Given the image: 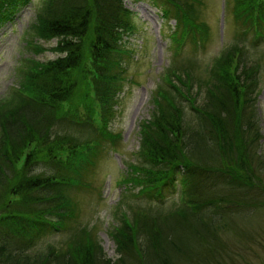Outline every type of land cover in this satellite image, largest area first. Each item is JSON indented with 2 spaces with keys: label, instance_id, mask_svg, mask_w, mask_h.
Segmentation results:
<instances>
[{
  "label": "trees",
  "instance_id": "1",
  "mask_svg": "<svg viewBox=\"0 0 264 264\" xmlns=\"http://www.w3.org/2000/svg\"><path fill=\"white\" fill-rule=\"evenodd\" d=\"M30 1L0 0V26ZM124 1L40 0L36 6L29 35L44 42L56 40L49 50L58 56L46 62L24 59L18 70V87L0 100V264H99L98 258L103 259L92 229L68 225L76 214L68 191L85 185L86 168L93 165L104 138L111 136L106 128L114 114L116 95L123 89V63L130 51H125L123 37L137 32ZM155 1L163 20L175 22L176 49L182 41L196 44L197 34L203 31L195 19L197 0ZM234 13L245 32L208 66L207 73L214 80L211 85L194 77L188 85L178 73L188 70L194 75L191 68L181 70L175 64L162 75L161 85L156 86L159 90L152 94L150 120L140 126L138 161L129 165L124 180L130 193L115 208L120 226L109 233L120 258H135L136 253L138 264H171L173 258L185 254V246L202 239L206 231L212 233L213 225L203 215L213 202L208 194L217 192L207 177H229L240 187L253 184L250 176L246 182L239 180L248 176L246 153L249 144L253 146L242 143V133L250 127L239 121L244 117L243 106L251 99L248 90L258 88L254 75L261 64L252 61L239 45L249 32L259 35L254 22L263 28L264 0H235ZM27 42L35 53L45 50ZM175 80L191 91L188 97L180 95ZM178 98L189 103L202 120L201 129L209 127L208 135L184 123ZM96 116L103 122L101 129L95 125ZM82 130L95 133L96 138L80 135ZM210 136L215 137L217 151L214 146L209 148L214 140ZM213 153L220 155L218 161L212 160ZM208 154L215 163L196 158ZM215 172L218 174L210 175ZM180 173L182 192L174 210L155 216L146 213L145 207L140 210L138 205H128L133 195L138 198H132L136 204L140 195L162 204L164 192ZM186 183L191 189L185 191ZM190 228L193 239L191 234L185 235ZM48 229L70 232L64 253L53 244L44 253L34 250L35 238Z\"/></svg>",
  "mask_w": 264,
  "mask_h": 264
},
{
  "label": "rangeland",
  "instance_id": "2",
  "mask_svg": "<svg viewBox=\"0 0 264 264\" xmlns=\"http://www.w3.org/2000/svg\"><path fill=\"white\" fill-rule=\"evenodd\" d=\"M39 3L40 0H31L26 6L19 8L9 22L0 26V100L6 99L9 94L13 93L12 89L18 87V70L24 59L46 62L58 56L49 50L55 47L56 40L44 42L29 35L28 29L33 22L35 9ZM154 3H156L155 0L124 1L125 8L132 13L137 32L123 37L125 51L128 49L132 53L123 63V67L126 68L121 74L123 89L116 95L114 114L108 120L106 128L107 134L115 136L116 139L111 141V136L104 138L105 142L101 144L93 165L87 167L84 172L85 185L68 191L69 197L76 204L75 217L69 221L68 225L71 224L74 228L83 225L92 229L101 249L100 256H103V259L98 258L101 261L99 264H138L136 253H134L135 258L128 255L119 257L116 243L109 233L113 228L120 226L115 215L119 198L130 193L129 188L117 184L118 171L126 166V178L129 165L138 161L136 153L140 145V126L144 121L150 120L154 108L151 97L159 90H156V86L161 85L160 78H163L162 75L176 64L181 67V70L191 68L194 74L192 75L188 70L186 74L184 71L178 73V77L183 82L189 85V78L194 77L203 81L208 80L207 85H211V81L214 80L207 73L208 66L215 58L217 59L221 51L228 48L229 44L235 43L245 32L240 30V23L234 13L235 0L226 2L224 0H197L195 19L199 24L204 22L208 25L210 39L201 47L194 46L193 42L187 41L184 49L179 51L176 49L177 41L173 33L174 20L162 21L160 10ZM254 24L258 32H261L262 24L256 22ZM27 40L33 41L31 44L39 45L45 50L38 53L33 52L31 45H27ZM255 41L252 35H248L239 45L244 49L247 45L248 50L246 51L250 52L251 60L256 59V63L261 64L260 69L254 75L258 79V88L248 90V96L251 99L243 106L244 117L239 121V125L247 124L250 127L248 131L242 133V143H253V146L249 144L246 153L249 159L248 176L239 180L246 182L245 179L250 176L249 181H253V184L246 183L245 187L235 186L236 183L232 182L229 177L220 178V180L212 175L218 174L217 172L210 173L212 177H207L206 180L212 188L214 187L217 194H208V198L213 202L206 207L203 216L211 221L213 228L209 231L212 233H206V231L202 234L203 240L197 238L189 248L187 247L188 249L185 246L182 250L186 251L185 254H179L180 256L173 258L171 264H264V43L261 42L263 45L261 43L258 45L256 42L255 45ZM235 64L234 57L232 69ZM250 80L251 78L246 81V85ZM195 84L194 82L193 86ZM177 86L183 98L190 95L191 91H187V88L179 82ZM203 97L204 95H201L197 100L199 106L203 103ZM177 100L183 106L184 123L208 135L209 127L201 129L204 123L189 107V103L182 99L180 101V98ZM95 125L98 129L103 126L98 116L95 118ZM79 134L85 136L89 134L92 140L96 138V134L88 130H82ZM210 138L214 140L213 143L208 142V144L212 143L209 148L214 146L213 150L217 151L215 137L210 136ZM213 155L212 160L218 161L220 155L218 153H213ZM198 157L209 160L208 163H215L208 159L209 154L207 157L197 155L196 158ZM226 164L224 163V167H227ZM241 173L240 170L239 174ZM180 175L181 173L176 177L177 182L169 185L164 192L162 204V201L158 202L160 205L151 202L146 195H140L137 200L139 203L136 204L132 200V198L138 199L133 195L137 191L135 190L133 196L129 197L128 205L133 208L138 205L140 210L145 207L146 213L155 214V216L174 210L179 205L178 200L182 192ZM188 184L190 183L185 185V191L191 189ZM219 198L223 200L216 201ZM207 213L212 217H209ZM127 215L132 219V213L128 212ZM190 234L193 239L195 233L192 228L190 232L185 233L187 236ZM69 238L70 232L67 230L48 229L35 238L34 250L37 253H44L47 252L48 246L53 244L55 249L64 253ZM69 264L73 263L69 262Z\"/></svg>",
  "mask_w": 264,
  "mask_h": 264
}]
</instances>
